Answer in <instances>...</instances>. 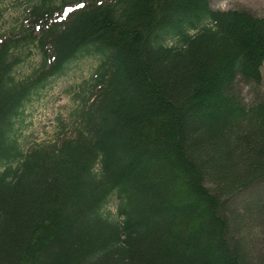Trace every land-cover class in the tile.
Wrapping results in <instances>:
<instances>
[{"label": "trees", "instance_id": "1", "mask_svg": "<svg viewBox=\"0 0 264 264\" xmlns=\"http://www.w3.org/2000/svg\"><path fill=\"white\" fill-rule=\"evenodd\" d=\"M27 15L0 35V264H264V92L243 95L264 81V15L210 0ZM85 57L99 65L69 90L73 135L25 151V105Z\"/></svg>", "mask_w": 264, "mask_h": 264}, {"label": "rangeland", "instance_id": "2", "mask_svg": "<svg viewBox=\"0 0 264 264\" xmlns=\"http://www.w3.org/2000/svg\"><path fill=\"white\" fill-rule=\"evenodd\" d=\"M215 10L246 8L257 15H264V0H210ZM32 0H0V35L17 30L19 25L27 23V11ZM174 42V40H169ZM40 57L35 50L24 58L17 67V75L25 78L38 65ZM99 61L97 57H85L73 62L66 75L51 81L45 88L38 91L25 105L24 112L17 120L15 131L25 151L40 144L55 141L59 135L72 136L74 130L72 111L77 109V102L72 99L69 90L75 92L89 79ZM264 75V66H263ZM264 92L262 86L244 84L243 95L250 101L255 93ZM64 123L65 126L60 124ZM65 127V128H63ZM117 200H112L110 207L116 211Z\"/></svg>", "mask_w": 264, "mask_h": 264}, {"label": "snow or ice", "instance_id": "3", "mask_svg": "<svg viewBox=\"0 0 264 264\" xmlns=\"http://www.w3.org/2000/svg\"><path fill=\"white\" fill-rule=\"evenodd\" d=\"M79 7H80V8H83L84 5H83V4H80ZM73 10H74V9L69 8L68 11L65 13V15H68V14L71 13Z\"/></svg>", "mask_w": 264, "mask_h": 264}]
</instances>
